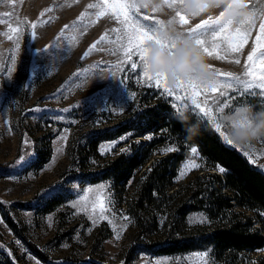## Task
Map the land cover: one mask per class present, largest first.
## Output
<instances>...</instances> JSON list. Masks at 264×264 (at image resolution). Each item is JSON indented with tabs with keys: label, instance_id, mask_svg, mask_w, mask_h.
Masks as SVG:
<instances>
[{
	"label": "rangeland",
	"instance_id": "1",
	"mask_svg": "<svg viewBox=\"0 0 264 264\" xmlns=\"http://www.w3.org/2000/svg\"><path fill=\"white\" fill-rule=\"evenodd\" d=\"M98 2L0 0V20L4 21L0 23V69L10 63L9 57L17 42L15 34L9 33V26L20 29L17 71L12 74L10 82L0 80V92L3 93L0 99V264H14L10 253L19 260V264H224L214 256L211 247L170 254L152 252L169 243L164 234L166 215L153 210L154 216H143L144 225L153 220L156 228L142 234L127 204L137 180L143 179L150 165L130 179L124 192L117 196L111 179L90 180L104 171L109 159L127 150L128 146L121 142L107 155L100 153L108 142L122 135L132 133L127 141L136 142L138 146L151 144L149 150L154 151L156 158L171 153L163 152L168 147L177 150L176 143L169 142L162 134L163 130L155 134L139 122L147 107L165 104L176 113L177 109L172 107L175 103L184 109L183 115H195L188 111L192 107L190 100L173 101L167 95H160L162 88L148 87L146 80L141 81L138 75L141 69H131V61L125 62L122 49L115 42L117 32L113 30L120 29L122 34L123 25L111 14L97 19L98 9L87 8L90 3ZM229 2L222 0L224 5ZM244 2L249 4L246 12L264 9V0ZM136 3L140 4L141 0H136ZM154 5L159 6L156 11H153ZM173 8L168 7L164 0H151L148 7H140L135 15H147L150 20L144 23L158 20L163 27L170 20L174 21L172 24L186 34L187 28L209 15L215 17L223 10V6L213 8L200 16L189 17L190 24L181 25ZM6 12L11 15L5 16ZM32 24L37 27L33 29ZM256 27H259V18ZM8 35H13L14 39L9 40ZM101 36L105 40L82 59L89 46L99 41ZM254 37L255 31L242 56L233 54L220 60L215 55H205L208 63L217 72L242 77L244 59L251 50ZM50 45L55 47L50 48L47 58L36 60L34 50H44ZM207 46L211 48V43ZM233 58H240L241 64L232 63ZM132 59L137 60L138 57ZM95 65L100 67H93ZM32 66L37 70L35 76H30ZM218 79L227 81L231 78L220 76ZM166 86L169 87L167 83ZM119 89L128 97L123 108L110 102L107 107L92 110L86 100L90 96L93 99L104 96L107 100L109 97L105 94L110 93L113 102L122 103ZM199 99L202 102L204 97ZM262 100L264 97L259 95L226 90L218 101L221 106L229 105L224 107L223 113L215 112L216 105L212 100H209V106L219 118L233 113L239 106L237 101L259 111L258 108L264 105ZM57 115L61 118H55ZM202 121L212 126L207 118ZM123 125L127 126L124 133H115ZM223 130L226 132L225 127ZM89 140L97 141L94 153L86 151ZM230 147L243 155L248 153V157L244 156L247 159L251 157L254 160L251 164L264 174V137L246 147L236 144ZM190 149L172 178L174 184L185 182L202 167L200 156H193ZM19 157L31 158L30 166L18 167ZM189 161H194L199 167L185 170L184 166ZM182 170L184 175L180 176ZM102 183L103 189L100 188ZM53 186L59 192L56 198L41 197V193ZM101 195L106 198L104 212L97 204ZM210 228L212 225L207 216L199 211L186 216L182 232L193 234ZM25 251L28 256L23 255ZM263 253L245 252L240 257L254 259Z\"/></svg>",
	"mask_w": 264,
	"mask_h": 264
},
{
	"label": "trees",
	"instance_id": "2",
	"mask_svg": "<svg viewBox=\"0 0 264 264\" xmlns=\"http://www.w3.org/2000/svg\"><path fill=\"white\" fill-rule=\"evenodd\" d=\"M258 110L264 111V105ZM142 113L156 117L146 125L141 114L139 122L145 129L155 134L163 130L169 142L176 143L177 150L156 158L154 151L149 150L151 144L138 146L136 142L124 141L122 144L130 151L123 153L128 155L120 153L109 159L104 171L91 177V182L111 179L117 196L124 192L130 179L150 165L143 179L137 180L127 204L142 234L156 228L153 220L144 225L143 216H154L153 210L166 215L164 234L169 243L152 252L170 254L211 247L224 264H264V253L254 259L240 257L245 252H264V174L237 149L222 146L213 127L196 115L177 118L169 105L159 103ZM125 128L126 125L120 126L115 133H124ZM160 138L163 142L162 135ZM96 142L88 141L87 153H94ZM191 147L198 148L202 167L185 182L174 184L172 178ZM217 164L225 166L227 172L217 171ZM199 211L205 213L212 228L193 234L182 232L186 216Z\"/></svg>",
	"mask_w": 264,
	"mask_h": 264
},
{
	"label": "snow or ice",
	"instance_id": "3",
	"mask_svg": "<svg viewBox=\"0 0 264 264\" xmlns=\"http://www.w3.org/2000/svg\"><path fill=\"white\" fill-rule=\"evenodd\" d=\"M198 6L197 11H192L188 0H164V3L167 4L168 7L173 8L175 6L180 7V11L175 13L178 21L181 25L190 24L189 17H197L201 14L205 13L209 7V4L215 2L217 7H221L223 4L222 0H192ZM141 5L136 3V0H99L98 3L87 5L88 9H98L96 13L97 19L103 17L107 14H111L114 16L122 25L123 32L120 34V29H114L113 31L117 32L115 42L118 44V48L122 49V55L126 58L125 62L131 61V69L136 71L139 67L141 71L138 75L141 77V81H147L148 87H156L157 89L162 88L163 92L160 95H167L173 101H184L186 99L191 101L192 107L188 109V111L194 113L199 119L204 120L207 118V121L212 123L214 134L218 142L225 147L235 146L229 135L223 130L224 125L222 124V117L214 115L213 107L209 106V100H212V103L216 105L215 112L217 114L223 113L224 107H228L229 105L225 104L221 106L218 101L219 97H222L226 94V90H241L243 93L247 95H259L264 97V9H261L259 12L256 10H252L250 12H246L249 9V4L245 3L244 0H230L227 5L223 4V10L219 12L215 17L209 15L207 18L201 20L199 23L191 26L186 29V36L189 40H191L194 44H196L201 51L206 56L215 55L216 58L220 60H224L226 56H232L233 54H237L238 56L243 55V49L245 45L249 42V39L252 37L253 31H255V37L251 40V50L247 53L246 58L244 59V73L242 77H233L232 73H220L217 72V77L224 76L229 77L231 79L225 81L217 78L216 83L211 88H204L196 83L184 84L183 82L179 83L174 89L166 86V78L164 77H156L148 75L145 71L147 67V58L150 52V45L156 44L159 45L162 49L166 50L169 55L176 54V42L170 40L161 39V32L164 30L161 22L156 20L154 23H144L145 21H149L150 17L144 15L142 17L135 15V13L139 12ZM159 6L154 5L153 11ZM5 16L11 15V13H4ZM83 15V14H82ZM259 18V27H256V21ZM0 23H4V21L0 20ZM169 24L174 23V21H169ZM37 27L36 24H32V28L35 29ZM68 26H65L67 28ZM9 33L15 34V47L10 54V63L6 64L2 69H0V80H3L5 83L10 82L11 76L14 72L17 71V55L19 52L20 44H19V27H11L8 29ZM32 38L34 39V33ZM9 40H13V35H8ZM59 39V37H58ZM105 40L104 36H101L99 41H96L85 51L82 59L87 58L89 54L93 52V50ZM112 42V41H110ZM211 43V48L207 45ZM55 45H50L46 47L44 50H34L33 56L36 58H47V54L50 48H54ZM138 57L137 60H133V57ZM232 63L236 65L241 64L240 58H233L231 60ZM95 68H99L100 65L93 66ZM37 75V70L34 66L30 69V76ZM77 78L79 77V73L75 74ZM19 78V77H17ZM259 90V91H257ZM59 91V90H58ZM123 102L116 103L111 99V94L106 93L109 98L106 100L104 96L100 97H88L86 100L90 104V108L92 110H96L98 108L107 107L108 103L112 102L113 106L119 104L121 108L125 107L128 102L127 94L119 89ZM209 93L211 95H209ZM62 94V93H61ZM218 94V95H217ZM200 97H204L203 101H200ZM3 98V93L0 92V99ZM55 97H50L52 99ZM264 103V100H262ZM237 104H241L237 101ZM172 107L177 109L176 115L177 118H180L183 115V108H178L177 104L173 103ZM238 107V106H237ZM235 107V110L236 108ZM2 110V109H0ZM145 118V124L154 121L156 117L152 113H141ZM57 119L61 118L59 115L55 117ZM161 119L163 117H160ZM234 127H244L243 122H238L233 125ZM132 133H128L126 135H122L114 141H110L107 144L106 148H101L100 153L102 155H107L111 152L119 143L127 141L129 136ZM176 150L173 147H168L163 150V152H171ZM191 153L193 156H198L199 151L197 147H191ZM126 151H130V148ZM122 154H124L122 152ZM246 157L249 156L248 153H244ZM249 163H254L251 157L248 159ZM31 158L25 159L24 157H19L17 160L18 167L24 168L30 166ZM199 165L194 161H189L185 164L184 169H195L198 168ZM216 170L220 173L224 174L227 172L225 166L221 164L216 165ZM184 175V170L180 172V176ZM100 188H104V184L100 185ZM91 191V188L88 189ZM59 195V192L56 190V187L53 186L51 189L45 190L41 193V197L48 198H56ZM87 199V197H85ZM97 204L101 212L106 210V198L101 195ZM96 210V205L93 206V211ZM117 238H119V234H117ZM12 261L14 264H19V260L16 259L14 254H11ZM24 256H28L29 254L25 251L23 253Z\"/></svg>",
	"mask_w": 264,
	"mask_h": 264
},
{
	"label": "clouds",
	"instance_id": "4",
	"mask_svg": "<svg viewBox=\"0 0 264 264\" xmlns=\"http://www.w3.org/2000/svg\"><path fill=\"white\" fill-rule=\"evenodd\" d=\"M151 0H141V7H148ZM192 11L198 6L188 0ZM158 6V5H157ZM220 6H223L221 4ZM215 2L209 4L207 11L216 8ZM175 13L180 7L173 8ZM161 39L176 42V54L169 55L159 45L151 44L145 71L153 78L164 77L169 87L175 88L179 83H196L204 88H211L217 81V71L208 63L207 57L201 49L184 34V31L168 24L160 34ZM243 122L244 127L236 126ZM222 124L226 128L234 144L246 147L252 141L264 137V111H255L251 105L243 104L228 115L222 117Z\"/></svg>",
	"mask_w": 264,
	"mask_h": 264
}]
</instances>
